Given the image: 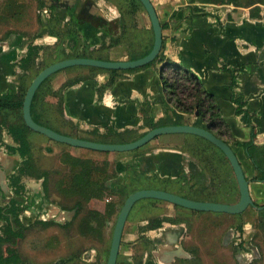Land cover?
Returning a JSON list of instances; mask_svg holds the SVG:
<instances>
[{
  "label": "crops",
  "instance_id": "obj_1",
  "mask_svg": "<svg viewBox=\"0 0 264 264\" xmlns=\"http://www.w3.org/2000/svg\"><path fill=\"white\" fill-rule=\"evenodd\" d=\"M69 1L71 4L77 2ZM126 1L95 0L92 12L106 22L127 25L128 31L124 41L130 44L136 42L137 45L139 40L141 41V45L135 49L100 50L101 31L89 21L91 17L75 21L74 25L69 13L61 8L56 9L52 15L53 20L58 22L56 24L53 21V26L57 25L56 29H61L60 36L65 39H61L58 44L55 30L52 23H49L48 32L35 43L44 48H53L54 45L60 46L62 43V52L82 54L84 52L78 51L77 46L86 41L95 49L84 53L85 55L115 61L128 60L130 55L142 56L151 48L154 40L151 21L142 4L138 0H132L137 10L139 29L131 27L130 3ZM151 1L163 25L164 37L162 52L156 65L132 72H120L116 76L102 69L90 67L77 66L65 69L54 74L39 91L35 102V115H39L41 121L44 119L56 132L92 142L134 141L150 131L153 123L168 117L174 119V112L183 116L185 125H193L197 120L196 115L178 112L170 102L169 92L163 84L162 69L166 62H172L174 70L193 73L200 80L202 87L213 95L224 123L229 128L230 136L227 140H232L230 144L233 145L246 175L251 178L252 163L246 157L244 149L235 146L234 142L244 143L252 139L256 145L264 147V0ZM80 2L83 5L86 3L85 0ZM38 9L37 0H0V37L12 29L18 33L16 29H25L28 26H34L36 31ZM45 18L43 20H47V17ZM69 22L72 26H69ZM70 29L75 30V36L66 37L68 34L66 31ZM14 37L16 38V35ZM12 40L11 37L10 46L15 42ZM67 45L71 46L70 49ZM62 52L57 54L60 55ZM117 53L123 55L114 58ZM16 57L15 54L14 58L6 57L1 61L0 97L9 93L18 95L16 78L11 73L13 70L11 66ZM16 71L20 72L21 69L18 68ZM77 78H80L78 83L68 85V82ZM114 78L116 81L110 86ZM240 103L252 117L250 127L246 126L242 117L236 113ZM192 137L196 138L194 135L186 134L160 136L147 146L144 153L142 152L143 156L133 158L132 155L121 153L97 155L85 152L82 148L56 142L32 130L28 132L36 166L39 171L48 173L49 177L59 173H64L67 177L74 165L90 164L92 169H96L94 170L96 173L102 174L98 175L97 179L115 173L113 179H107L109 181L106 184L109 188L121 183L127 167L133 164L141 173H160V181L170 177L173 182L168 185L169 191L176 194L187 192L176 180L182 168L183 143L194 141L190 140ZM8 147L17 148L18 145L4 128L0 147V203L12 198L24 201L23 197L12 193L9 184V177L22 165L23 159L18 153L11 152ZM50 180L49 178L47 184L49 194ZM24 184L26 197L34 198L36 202L34 206L25 208L20 213L21 221L29 226L38 217L40 219L46 217L44 212L37 214V209L46 210L49 203L41 179L28 176L24 179ZM70 187L56 182L54 191L57 192V196L62 193L79 198L80 187ZM250 190L256 202L259 197L264 196V183L250 181ZM92 193L90 190L86 195L91 196ZM239 197L240 193L232 198ZM37 198H40L39 203L43 202L41 207ZM85 205L100 213L108 208L102 196L92 197ZM74 213L62 212L54 206L52 214H49L59 215V219H70ZM112 220L107 219L106 232L109 231ZM7 242L9 241L4 243Z\"/></svg>",
  "mask_w": 264,
  "mask_h": 264
},
{
  "label": "flooded vegetation",
  "instance_id": "obj_2",
  "mask_svg": "<svg viewBox=\"0 0 264 264\" xmlns=\"http://www.w3.org/2000/svg\"><path fill=\"white\" fill-rule=\"evenodd\" d=\"M37 1H38L39 9H38V16H37L38 18L36 20V23L38 25V27H36L37 28L36 31L34 30V26L33 27L29 26L31 28L30 29L31 32L28 33V34H26V33L23 34V32L21 33V31H18V33H17V32L14 31V29H12L11 31L6 33L4 36L0 37V64H1V61L4 60L6 57L8 59H12V58L15 57V54L17 56L15 62L11 66L12 69H13L11 73H13V75H15V78H16L15 79V86H17L16 89H19L18 88V86H19L18 84L19 83H17V82H18L19 79H21V76H22V79H23L24 75L28 74L29 72H34L35 71L36 74H35V77L32 79V81H33L36 78V76L42 70H44L46 67H48V66H50V65H52V64H54L56 62H59V61H62V60H66V59H70V58H74V57L75 58L99 59V58L90 57L89 55H86L88 57H78L77 55L80 54L79 52H73V54H68L65 51L62 52V50H61V48H62L61 44L62 43L60 44V46L58 44H59V42H61V39H65V38H62L60 36V32H61L60 30L61 29L59 28L57 30L56 29L57 25L53 26V21L54 20H53V16H52L53 13L55 12V10L56 9L58 10V8L64 9V10H66L69 13L71 18L74 20V22H72V23H74V25H76L75 21L79 22L82 18L85 19L86 17L90 16L91 20H89V21L91 23H94L97 27H99V30L101 31L102 41L99 43L100 50L105 49V51H113V50L115 51V50H118V49H121V50L124 49L125 50L126 48H127V50H130V48L131 49L132 48L135 49L136 47H139L141 45V41L140 40H139L138 45H137L136 42L133 43V44H130V43H126L124 41V37H125V35H126L127 31H128V29H127L128 26L127 25L126 26H124L123 24L122 25H118L117 22H106L100 16H96L92 12L93 6L95 4V0H85L86 3H84V5L80 4L81 3L80 0H77V2L74 3V4H71V2L69 0H37ZM127 1L130 3V8H129L130 17L132 16V19L130 21V26L133 27L134 29H139V23H138V19L136 17V11H137L136 10V6L132 3V0L131 1L127 0ZM138 1L140 2V0H138ZM142 6H143V4H142ZM122 12H123V9H122ZM146 12H147V10H146ZM123 13H122V16L124 15ZM45 17H47V20H43V19H46ZM149 18H150V16H149ZM158 18H159V16H158ZM150 21H151V19H150ZM49 23L50 24L52 23V27L55 30L54 33H56V35H57L56 37L58 39V44L54 45L53 48H44V47L36 44L35 41L40 39L43 35H45L48 32ZM55 23L58 24V22H55ZM122 23H123V20H122ZM151 25H152V23H151ZM69 26H72V24L70 22H69ZM130 26H129V28H131ZM43 27L44 28L46 27L45 28L46 30L45 29L43 30L42 29ZM162 28H163V25H162ZM152 30H153V27H152ZM74 31L75 30H72V29H70L69 31H66L68 33V34H66V37L75 36V34H74L75 32ZM153 34H154V31H153ZM15 35H16V38L14 37ZM17 35L18 36L21 35V36L18 37ZM11 37L13 39L12 41H15V42L10 46L9 41H10ZM17 37H18V39H17ZM163 39H164V37H163ZM154 42H155V35H154V40H153V43L151 45V48L149 50H147V51H149V53H150V51L152 50V48L154 46ZM63 45H65V44H63ZM67 47L70 49L71 46L67 45ZM35 48L38 49L37 50L38 51L37 55H35L32 58V61L28 62L27 68L24 69V60L28 56L29 50L30 49H34L35 50ZM162 48H163V46H162ZM93 49H95V47L93 48V46L90 43L86 42V41L82 42V44H79V46H77V50L78 51L82 50L86 54L90 50L93 51ZM46 52H50V54L53 55L54 60L41 67L40 66L41 63L46 61V58H47L46 57ZM58 52H62L61 56H58V57H61V59L55 61V59L57 58V55H58L57 53ZM161 52H162V50H161ZM84 53H82L81 55H85ZM65 54L66 55H72V57L64 58ZM160 55H161V53H160ZM160 55L155 60L156 62L154 61L155 62L154 65H156V63L158 62V60L160 58ZM132 56H136V55H130L128 60H132L131 59ZM103 59H104V61H115V60H112L110 58H102L100 60H103ZM128 60H121V61H128ZM167 63L168 62H166V64L164 65V67L162 69V75H165L168 78H170L171 79L170 83H172L173 80L176 77V73H175L176 69L174 70L173 67L167 65ZM149 65H147V66H149ZM147 66H145L143 68H147ZM149 67H151V66H149ZM18 68L21 69L20 72L16 71ZM38 68H40V70L37 72ZM139 69H142V68H139ZM135 70H138V69L126 70V71H120V72H132V71H135ZM104 71L109 72V71H113V70H104ZM110 73H112V72H110ZM50 78H48L47 80H49ZM78 79H80V78H77L75 80H78ZM32 81H31V83H32ZM73 81L74 80H72L70 82H73ZM112 81L113 80H111L110 86L114 84L116 79H115V81L113 83H112ZM70 82H68V83H70ZM30 84H29V86H30ZM29 86H28V88H29ZM166 90L169 92L170 102L174 105L173 100H172V98H173V90L171 88H166ZM37 93H39V90H38ZM17 94H18V92H17ZM37 96H38V94H37ZM182 114H184V113H182ZM32 115H33V118L34 117L37 118L43 124V126L45 125L46 127L52 129V127H50L46 123H43L41 121V119L38 118L35 115V111H32ZM185 115H188V114H185ZM192 115H196V114H192ZM196 118L198 119L197 115H196ZM196 121H195V123H196ZM195 123L193 125H195ZM38 124H40V123H38ZM42 124H40V125H42ZM179 125H185V124L183 123V124H179ZM163 126H172V125H163ZM195 126H197V125H195ZM204 126L205 127H202V126H198V127L209 128L217 136L220 135L219 127L211 128L207 118L204 120ZM158 127H162V126H158ZM158 127H154V128L151 127L150 131L155 129V128H158ZM223 129H225V128L223 127ZM147 133L143 134L139 138H136L134 141L140 139L141 137H143ZM225 137L226 136H223L222 139L225 140L229 145H231L230 141L227 140L228 136L226 137V139H225ZM156 139H154V140H156ZM81 140H83V139H81ZM154 140L150 141L148 144H146L145 146H143V147H141V148H139L137 150H134V151H131V152H124V153H121V154L132 155L133 158H138L140 156H143L144 155L143 154L144 150H146L148 148L147 146L151 142H153ZM134 141H131V142H134ZM131 142H127V141L112 142V141L105 140V141L96 142V143H102V144H127V143H131ZM209 143L210 142H208L207 140H206V142L205 141L201 142L200 140H194V141H185L183 143L184 151L181 150L182 155H183L182 156V162H181L182 168L180 169L181 171H180V174L178 176L179 178L176 181H177L178 185L180 184V185H182L183 187L186 188L187 192H185L184 194H176V193H173V192L169 191L170 187L168 185L173 182L170 177H168L164 181H160V179H161V174L160 173H158V174L141 173L140 170L139 171L137 170L135 165L133 166V164H130L127 167V170L125 171V173L123 174L124 178H123L122 182L121 183H116L113 187H109V188H108L109 185H107L106 182L111 180V179H113L115 173L114 174H110L109 177L108 176L106 177V176L103 175V177H101L99 179H97V176L98 175H102L101 173H99V172L92 173V176H91L92 181L90 180V186H89V189L87 190L88 192L90 190L93 191V193H92L93 195L91 194V198L90 199H92V197H96V195L97 196H102L103 198H105V200L107 202V206L110 209V208L113 207L111 205L113 199H117L121 195L122 196L126 195V200H127V198L131 194L136 192V191L152 189V190L166 191V192H169V193H172V194H175V195H178V196L190 199V200H194V201L235 204V203H237L239 201V199L238 198L237 199H233L232 197H236V194L240 193L236 176H235V179H236L235 182H236L237 190L235 188H233V189L230 188L228 186L227 182L225 180L221 179V178L216 179L214 181L215 184L210 187L209 186V181H208L209 180V176H208L207 171L203 172V170L201 168H198L196 166V164L194 163L195 160L193 159V156H192L193 152H199V150H200V145L199 144H201L203 146L201 148V152L202 153H200V154L204 155L205 152H203V151H204L205 148H207V145H209ZM210 145H212V147H213L212 149L215 148V146L213 144L210 143ZM231 146L233 147V145H231ZM185 149H186V151H185ZM105 153H108V152H105ZM109 154L110 153H108L105 156H108ZM201 158H203V157H201ZM225 159L229 163L230 169L234 173L233 168L231 167V164L228 161V159L226 158V156H225ZM207 161H209V160H207ZM23 163H24V159L22 161V164ZM210 164L213 165L214 161H211ZM206 165H207V167L210 166L209 163L206 164ZM19 168H18V170H19ZM18 170L14 174H16L18 172ZM92 170H96V169L93 168ZM223 170H224V167H223ZM75 172H79V166L75 167ZM244 172H245V170H244ZM14 174H12L9 177L10 188H11L12 193L14 195L23 197L24 201H18L16 198H12V199H15V200H17L19 202V206L21 207L22 210H24L25 208H31V206H34L36 204V202H35L34 198L26 197V195H25L26 189H25V191H23L21 193V195H17L16 194V190L14 189V187H12V185H11V177ZM234 175H235V173H234ZM245 175H246V173H245ZM246 177H247V175H246ZM59 178H62V179L59 180ZM59 178H58V183L60 185L67 186L68 188L70 186H73L72 188L75 187V184L74 185H70V183L72 181L76 180V177L74 176L73 172H71V173L69 172V175L67 177L65 176L64 173H59ZM40 179L42 180V186L45 185L46 190H45L44 186H43V189L45 191L46 198L48 199L49 205L47 206V209H46L47 212H48L47 216L45 218H43V219H40V217H38L37 218L38 220L36 219V222L37 221L51 222V223H54V224H59L62 227L74 226V224H76L78 222V219H79L80 215L82 214V212H84V210L82 212H80L79 207L76 206L77 202H79L81 200V198H80V195L82 196L81 192H79V195H78L79 198H75L76 202L74 203L73 207H67L66 205H63L62 201L59 200V201H57L55 203L51 199V195L49 194V190H47L49 174L45 172V175L42 178H40ZM40 179H38V180H40ZM107 179H109V180H107ZM23 183H24V180H23ZM99 185H101L103 188H101ZM157 186H160V187H157ZM79 187H81L80 184H77V188H79ZM94 187H96V188L92 189ZM87 191L85 192V195H86ZM220 191H223V193H224L222 195V197L218 196ZM68 195H70V194H68ZM87 196H90V195H87ZM11 200H7L4 203H0V206H5V205L9 204L11 202ZM143 200L144 201L165 202V201H160V200H156V199H143ZM165 203H167L169 205H173L174 209L178 208V209L188 210V211H191V212H194V213H209V214H213V215H216V216H220V215L238 216V215H229V214H224V213L195 211V210H190V209L183 208L181 206L174 205V204L169 203V202H165ZM255 204H256V202H255ZM84 205H85V202H84ZM135 205H134V207H135ZM41 206H42V204L40 205V207ZM54 206L57 207L58 209H60L62 212L69 211L70 213H72V212L73 213L75 212V213H74L73 217H71L70 219H63V218L59 219V217H60L59 215L50 216L49 213L52 214V208H54ZM123 206H121V208L119 209V205H116L115 206L116 212L109 218L113 219L115 217L114 215L116 214L117 215L116 223H117L118 216H119ZM256 206L260 207V206H264V205H256ZM142 207H144V206H142ZM249 208L255 209L257 211L258 215H259V212H260L259 210H257L256 208H253V207H249ZM85 210H87V212L96 211V210H92V209H90L88 207ZM107 210L108 209H106L105 212H103V213L99 212L100 214H102V216L105 217V220L101 219V221H98L96 218H94V220H92V224L91 225H92V227H95V228H93L94 232L97 229L98 230H97L96 233H102V231H103V237L106 238V240L110 239L111 245H112V240H113V235H114L116 223H115L114 227H113V224H111L112 226H110L109 231L106 232V229H107V226H108V224H107V219H108L107 218ZM96 212H98V211H96ZM170 217L172 218L173 216H170ZM170 217L167 218L166 220L164 219V221H161L159 226L156 225V224L158 223V221L163 220V219H158V218L157 219H153V220L143 219L142 221L139 222V225H140L139 230L135 234L130 233L132 236H130V238L128 239L130 242L133 243L132 246H131V249L132 250H138V249H142L143 250L144 248L147 247L146 245H148L150 243L154 245L155 249H150V251H148V249H146V250H144V252L141 251V252H138V253H136V252L126 253L129 261H132L134 259V257H139L137 255H140L139 258L146 262L144 264H156V262H153L154 259L157 260L159 263H162V264H179V263H181L184 260H190L191 259V257H192L191 253L187 251L186 244H183L185 236L183 234L184 230L182 228L184 227L185 233H186V231H188V229L186 228V226H184L183 222L178 224V223H176L175 220H172ZM129 218H130V216H129ZM129 218H128V220H129ZM128 220H127L126 225H125L124 230H123V235H122V240H121V245H120V251H119V257H120V253H121L122 247H123L122 243L125 241V236L126 235L128 236V234H126V231H125L126 230L125 228L127 226ZM67 225H69V226H67ZM78 226L81 227V225H78ZM112 227H113V230H111ZM177 227L179 228V230H178ZM240 227L241 226L238 227L239 230H240ZM242 227L244 229V225ZM100 228H102L101 231L99 230ZM14 239H19V238H14ZM14 239H12V240H14ZM111 245H110V248H109L108 258H109V255H110ZM223 245L224 246H231L233 249H241V248H243L242 249L243 250L242 253L244 255L243 256H237V260H238V262L240 264L242 262L241 260H243L245 258H246V261L247 260L249 261V263L253 262V261H251L253 259V257H251V256H253V254H254V256L256 255V250H255L256 248L255 247L251 248L250 246H247L245 244V242H243V241L241 243L234 244L233 240L232 241H228V240L223 241ZM162 248L164 250H162ZM179 248H182L181 252L178 251ZM168 252L169 253L172 252V253L169 254ZM232 254H234V251H233ZM14 255H17V254H14ZM119 257H118V259H119ZM117 264H118V261H117ZM242 264H246V262H242Z\"/></svg>",
  "mask_w": 264,
  "mask_h": 264
},
{
  "label": "rangeland",
  "instance_id": "obj_3",
  "mask_svg": "<svg viewBox=\"0 0 264 264\" xmlns=\"http://www.w3.org/2000/svg\"><path fill=\"white\" fill-rule=\"evenodd\" d=\"M29 28L30 27L28 26L25 29L21 28L16 30H23V34H28L31 32ZM121 55L123 54L117 53L114 55V58H119ZM46 57V61L41 63V67L54 60L53 55H51L50 52H46ZM39 70L40 68L37 69V72ZM35 74V71L29 72L23 76V79L21 76V79L18 80L17 83H19V89H17L16 92H19L18 94L21 97H23L32 79L35 77ZM37 117L40 118L39 115ZM18 121L22 122L21 116L18 118ZM42 122L45 123L46 121L42 119ZM190 140L197 139L192 137ZM231 142L232 140H230V143ZM199 145V152H193L192 156L195 160L194 163L196 166L201 168L203 172L207 171L209 176V186L211 187L215 184L214 181L216 179L221 178L227 182L230 188H235L237 190L235 175L230 169L229 163L226 161L224 154L216 147L212 149L213 147L209 143L207 148L203 151L205 154L202 155L200 153H202L201 148L203 145ZM211 161H214L213 165L210 164ZM207 162L210 165L208 167L206 165L208 164ZM49 178L51 179L49 181V187L51 189L50 195L53 202L56 203L60 200L63 202V205L73 207L76 202L75 198L70 195H63L60 192L61 195L57 196V192L54 191V186L56 182H58L59 174L53 176L50 175ZM223 194V191H220L218 196L222 197ZM82 196H80L81 199ZM125 200L126 195H121L117 199H113L111 203L113 209H116V205H119L120 209L121 206L124 205ZM39 201L40 198H37L40 207L42 203H39ZM256 203L258 205H264V196L259 197ZM86 208V205H84V212L80 215L78 222L71 227H62L59 224H52L46 227L38 224L36 220L33 221L25 232L23 239H14L2 244L0 261L4 260L7 256L17 254L21 258L22 264H107L109 248L111 245L110 239L106 240V238L103 237V231L102 233H96L97 229L94 232L93 228L95 227L90 225L92 224V221L91 223L89 222L90 224L88 223L83 227L78 226L83 219L88 217V212L85 210ZM46 211L47 210L37 209V214H39V212H44L47 216ZM114 216L115 217L112 220L113 227L117 218L116 214ZM170 216L173 217L171 218ZM94 217L98 216L94 215ZM169 217L172 220H175L178 224L183 222L184 226L188 229L185 233L184 227L182 228L185 236L183 244H186L187 251L191 253L192 257L190 260H184L179 264H240L237 260V256L244 255L242 253L243 248L233 249L231 246H224L223 241L226 240H233L234 244L243 241L247 246L256 248V257L254 254L251 256L253 257L251 260L253 262L249 263L248 260L246 261V258L241 260L242 262H246V264H264V230L259 226L260 218L257 211L252 208H249L245 213L238 216H216L209 213H194L188 210L174 209L173 205H169L165 202L142 200L135 205L130 214V218L125 228L126 234L132 236L130 233H137L140 227L139 222L143 219L153 220L158 218L166 220ZM99 220L101 221V219ZM243 225V231L239 230L238 227H242ZM113 227L111 230H113ZM99 230L101 231L102 228ZM130 236H125L118 264L146 263L139 258L140 255H137L139 257H134L132 261H129L126 253L144 252L146 249L150 251V249H155L154 245L150 243L146 245V248L143 247V250H132L131 246L133 243L128 240ZM233 251L234 254H232ZM153 262H156V264H162L155 259Z\"/></svg>",
  "mask_w": 264,
  "mask_h": 264
},
{
  "label": "trees",
  "instance_id": "obj_4",
  "mask_svg": "<svg viewBox=\"0 0 264 264\" xmlns=\"http://www.w3.org/2000/svg\"><path fill=\"white\" fill-rule=\"evenodd\" d=\"M38 49H30L28 52V56L24 60V69L27 68V64L29 61H32V58L37 55ZM149 51L145 52L142 56H132L131 59L135 60L147 55ZM61 56L57 55L56 60L61 59ZM78 57H88L86 55L78 54ZM72 55H64V58H70ZM102 58H99V60ZM104 60V59H103ZM156 62V61H155ZM155 62L151 63L149 66L155 64ZM167 65L174 67L172 62H168ZM147 66V67H149ZM95 69V68H91ZM112 72L114 75L118 74L120 71H109ZM176 77L172 83H170V78L165 75H162V80L164 86L166 88H171L173 90V103L175 109L184 114L192 115L196 114L198 119L195 123L197 126H204V120L207 118L209 121V125L211 128L219 127L220 135L218 137L222 138L223 136H230L229 128L224 123L222 113L217 106L215 99L212 94L206 91L197 78L191 72H180L176 69ZM80 79L74 80L70 82L71 84L78 83ZM48 81V80H47ZM43 83L40 87L39 91L42 87L47 83ZM115 81L113 79L112 83ZM69 85V83H68ZM28 89V88H27ZM27 89L21 97L19 94L15 95L9 93L5 96L0 97V147L2 142V132L5 129L12 135L14 138L15 143L18 145L17 148L8 147V149L13 153H18L23 159L24 163L19 168L18 172L11 177V185L16 190L17 195H21L23 191H25L26 186L23 183V180L30 176L35 177L37 179L42 178L45 175V172H40L36 166L35 161L33 160L32 153H31V143L28 139V132L31 131L29 129L23 119V102L27 92ZM19 93V92H18ZM38 94V93H37ZM37 94L34 98L32 111L35 108V102L37 98ZM238 116L242 117V121L246 124V126L250 127L252 125V117L243 109L242 103L239 104V108L236 111ZM21 116L22 122L18 121V118ZM35 121L42 124L37 118ZM183 116L174 112V119L165 118L159 121L158 123H153L152 128L163 126V125H179L183 124ZM43 125V124H42ZM45 126V125H44ZM223 127L225 129H223ZM223 129V130H222ZM197 140L206 141L203 138L195 136ZM235 146H238L246 152V157L252 163V176L247 179L251 182H258L264 183V147L258 146L254 143L251 139L248 142H234ZM85 152L93 153V154H100V155H107L108 153L100 152V151H93L84 149ZM78 165H74L72 167V172L76 173L74 176L76 180L72 181L70 185H74L77 187V184H80V190L82 195H85V192L89 189L90 180L92 173H95L92 170V166L90 164L79 166V172H74L75 167ZM74 170V171H73ZM94 181V180H93ZM99 183V182H98ZM101 197V196H96ZM91 196H82V199L77 202L76 206L79 207L80 212L84 210V201H89ZM256 205H258L256 203ZM21 207L19 206V202L15 199H12L11 202L5 206H0V253H1V246L6 241H11L14 238L23 239L25 236V232L28 230L29 226L24 225V223L20 219V212ZM115 213V210L112 208L107 210V218L111 217ZM94 215L98 217H94ZM96 218L98 221L99 219L105 220V217L102 216L99 212L91 211L88 212V217L83 219L80 223L81 227L87 225L89 222L91 223L92 220ZM259 226L262 230H264V210L259 212ZM164 220L158 221L156 225H160V222ZM157 222V221H156ZM38 224L43 226H50L54 223L51 222H43L37 221ZM89 223V224H90ZM91 225V224H90ZM155 225V226H156ZM69 226V225H67ZM240 230L243 231V227H240ZM0 264H22L21 258L18 255L7 256L4 260L0 261Z\"/></svg>",
  "mask_w": 264,
  "mask_h": 264
},
{
  "label": "water",
  "instance_id": "obj_5",
  "mask_svg": "<svg viewBox=\"0 0 264 264\" xmlns=\"http://www.w3.org/2000/svg\"><path fill=\"white\" fill-rule=\"evenodd\" d=\"M140 2L143 4V6L148 12V15L150 16L155 35L154 46L150 53L142 58L128 61H104L99 59L74 57L56 62L46 67L36 76V78L32 81L26 92L23 102V119L26 126L32 131L37 132L59 143L67 144L76 148L108 153L131 152L145 146L150 141L164 135L186 134L198 136L213 144L215 147L220 149L226 156L235 173L239 186L240 198L239 201L235 204H226L194 201L162 190L149 189L136 191L127 198L118 216L107 264H117L124 227L134 205L138 201H141L143 199H156L160 201L169 202L190 210L224 213L229 215L243 214L249 207L256 208L259 211L264 210V206L257 207L252 198L250 190V181L247 179L240 159L233 147L229 145L225 140L214 134V132L209 128H202L195 125L162 126L149 131L146 135L131 143L102 144L60 134L51 128L38 124L34 120L32 115V105L34 98L42 84L54 74L62 70L77 66L113 71L134 70L143 68L151 64L158 58L163 46V28L152 1L140 0ZM178 251L181 252L182 248H179Z\"/></svg>",
  "mask_w": 264,
  "mask_h": 264
}]
</instances>
